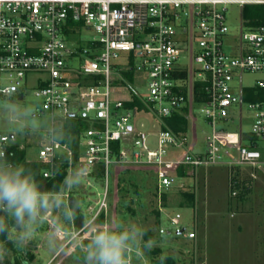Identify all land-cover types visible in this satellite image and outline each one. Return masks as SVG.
I'll return each mask as SVG.
<instances>
[{
    "label": "built area",
    "instance_id": "1",
    "mask_svg": "<svg viewBox=\"0 0 264 264\" xmlns=\"http://www.w3.org/2000/svg\"><path fill=\"white\" fill-rule=\"evenodd\" d=\"M232 4L254 8L251 16L243 11L237 41L226 21ZM86 27L94 36L81 45L75 37ZM246 71L262 74L256 90L242 81L234 85ZM31 72L47 74L35 95L52 117L51 128L79 113L93 114V126L81 132L77 160L68 143L52 145L47 134L35 159L48 166L46 178L67 162V175L79 169L88 185L103 182L102 196L88 206L89 224L109 221L124 170L153 171L162 193L184 179L182 167L197 176L202 167L226 164L249 169L254 178L264 169V0H0V95L18 92ZM137 72L145 93L132 84ZM125 91L128 98L122 97ZM135 98L142 109L127 104ZM244 104L253 116L250 135L242 130ZM196 106L211 126L205 151L196 149ZM142 112L156 120L157 130L138 125ZM176 113L192 121L185 134L167 127L165 118ZM236 116L239 131L226 129ZM11 135L0 122V153L6 157L14 145ZM165 217L171 225L160 226L162 234L197 238L198 230L182 225L180 212Z\"/></svg>",
    "mask_w": 264,
    "mask_h": 264
},
{
    "label": "rangeland",
    "instance_id": "2",
    "mask_svg": "<svg viewBox=\"0 0 264 264\" xmlns=\"http://www.w3.org/2000/svg\"><path fill=\"white\" fill-rule=\"evenodd\" d=\"M251 8V9H250ZM253 7H246L244 10L236 4L228 7L226 12L227 24L230 28V33L236 35L235 41L240 37L241 32V16L243 11L249 13ZM250 11V12H251ZM94 36L91 29L82 28L75 39L84 45L88 38ZM81 37V38H80ZM125 53L122 54L121 60L125 61ZM79 61V59H77ZM182 63H189L188 58L181 56ZM196 66V65H195ZM47 74L44 72H31L21 82L20 90L10 95H0V108L11 107L15 104L17 106V114L13 115L11 112L0 111V122L3 128L9 134H15L12 143L18 145L26 152V158L33 161L39 156V151L46 140L47 130L52 126V117L48 112L41 108V100L35 95V90L40 87L41 80L45 79ZM262 77L261 73L244 72L242 75L236 77L234 85L239 86L242 81L245 87H252L257 89V80ZM139 92H146V83L141 78V74L137 72L132 83ZM23 95V98L21 96ZM122 97L128 98L129 94L125 91ZM24 105L28 106L27 114H23ZM199 106L195 107L196 116V138L198 151L206 150L205 137L211 131V126L205 119V116L200 112ZM239 113L235 106V115ZM79 113L76 117H71L72 121L78 122L83 128L92 127L90 118ZM238 116V115H237ZM234 118V122L226 124V129L230 131H239L240 119ZM59 118V117H58ZM138 120V125L144 124L143 129L147 131L157 130L153 124H157L156 120L149 114L142 112L135 118ZM58 121V120H57ZM133 121V120H132ZM190 125L192 121L189 120ZM10 123H15L20 129H25V133H17ZM62 122H57L56 127L62 125ZM221 123L219 122V126ZM253 125V116L248 109L247 104L243 106L242 115V130L251 134ZM192 137V132H191ZM152 147H157V139L154 135L149 137ZM243 168V169H242ZM136 171V170H135ZM151 171V170H149ZM189 178L177 179L172 191L167 197V206H163L161 196H156L153 185L155 181L152 176L147 179L146 185L150 189L138 188L141 197L134 198L133 206L136 209L134 215L129 214L125 220H131L142 224L145 229L154 230L153 240L157 242V247H162L163 253L151 252L147 256L130 257L131 264H155L154 259L161 256L170 255L175 264H201L204 257H209V254L219 252L218 260L222 264H230V262L237 260L238 252L245 254L246 259L252 257L257 250V245L263 249L264 237V169L256 171L257 177L250 175V170L244 167H236L232 169L226 164H219L209 168H200L198 175H194V171L188 169ZM152 172V171H151ZM237 173V180L241 187L234 186V176ZM115 180V179H114ZM119 180V179H118ZM82 180V183L73 192L79 197L83 203L82 215L91 218L88 206L95 204V201L102 196L104 192V184L101 181L91 180L92 185ZM141 183V182H140ZM139 183V184H140ZM157 183V180H156ZM110 185L113 186L112 180ZM116 183L114 182V188ZM249 190L240 197L241 191L246 187ZM244 187V188H243ZM112 189V188H111ZM135 189V188H133ZM181 190L192 192L196 194V203L192 207L185 202V199L180 194ZM236 192V194H234ZM101 195V196H100ZM120 194L116 191L112 194V206L109 210V221L113 218L119 219L118 215V201ZM160 209L162 213V221L156 225V216L153 210ZM175 212H180L183 216L182 225L198 230L196 239H190L183 235H168L162 234L159 229L160 226L169 227L170 221L165 217L167 214L172 215ZM58 214L49 213L45 217V225L39 234V240L35 242L34 247H30L26 253L13 250L10 256V261L6 260L5 264H17V261L22 264L26 260L28 264H78L79 247L87 242L89 231L73 224L70 230L73 233V240H63V245L67 247L68 258L57 257L50 249L46 232L49 226H55L58 219ZM103 224L98 221L95 226ZM78 236V238H76ZM259 238V242L257 241ZM258 242V243H257ZM9 247H12L9 244ZM155 247V248H157ZM154 248V249H155ZM159 255V256H158ZM236 255V257H235ZM222 256V257H221ZM223 258V260H222ZM250 260V259H249Z\"/></svg>",
    "mask_w": 264,
    "mask_h": 264
},
{
    "label": "clouds",
    "instance_id": "3",
    "mask_svg": "<svg viewBox=\"0 0 264 264\" xmlns=\"http://www.w3.org/2000/svg\"><path fill=\"white\" fill-rule=\"evenodd\" d=\"M22 107L23 114H27L28 106ZM0 111L16 115L18 109L13 104L0 108ZM9 126L20 134L26 131L15 123ZM47 135L52 145L69 138L66 129L57 131L50 128ZM83 179L84 173L73 169L71 175H67L59 185L47 190L31 169L0 153V264L10 261L13 250L26 253L35 246L49 213L58 214L59 217L55 226H49L46 232L50 249L58 258H68L61 233L64 234L63 240H73L70 226L75 223L77 211L83 207V203L70 197ZM89 220L87 217L81 218V227L89 231V237L79 247L78 264H131L130 257L137 253L147 256L158 246L151 238L145 240L147 231L140 223L113 218L95 226V222L89 224ZM164 259L160 257L161 264ZM22 264L28 262L23 260Z\"/></svg>",
    "mask_w": 264,
    "mask_h": 264
},
{
    "label": "trees",
    "instance_id": "4",
    "mask_svg": "<svg viewBox=\"0 0 264 264\" xmlns=\"http://www.w3.org/2000/svg\"><path fill=\"white\" fill-rule=\"evenodd\" d=\"M251 9V8H250ZM261 9V8H260ZM247 13L248 16L250 15ZM129 78H132V74L128 73ZM195 95L197 96L199 92H201V83L196 82L195 83ZM198 99V96H197ZM127 104L131 106H137L139 109L143 108V104L139 101L138 98H135L133 101H129ZM165 122L167 124V127L172 129L174 132L179 134H185L188 131L189 126V120L185 116L184 113H176L170 117L165 118ZM63 129H66L69 133V138L64 141L63 143H68L71 148L73 149L74 153V159L77 160L79 157V141H80V135L81 132L85 129L80 125L78 122L72 121L71 119L67 122H64L61 128L57 131H63ZM115 148H118V144H115ZM7 158L13 162L21 163L25 165L27 168L31 169L38 179V181L43 185V187L47 190H51L54 188L55 185H59L67 176V162L60 163L56 166V174L54 177L46 178L43 175L44 170L48 167L47 165L41 163L40 161H29L26 158V152L24 149H21L18 145H13ZM152 176L153 180L155 181V184L153 185L155 195L161 196L163 200V206H167V197L170 192H162L160 193L158 190V180L155 175V173L149 170H124L119 175L118 180V192L120 194V198L118 201V215L119 219H126L129 214L134 215L136 213V209L133 206L134 198L141 197V193H139L138 188L141 186L144 189H150L149 186L146 185L147 179ZM179 177L180 178H189V175L187 174V170L185 167H182L179 170ZM237 174H235L234 179H237ZM157 180V183H156ZM141 182V183H140ZM140 183V184H139ZM241 183H238L235 185L236 188L241 187ZM135 188V189H133ZM244 188V187H243ZM249 190V187L246 186L240 193V197L244 195L246 191ZM180 194L185 199V202L194 207L196 203V194L194 191L189 192L185 190H181ZM71 199L80 201L79 197L72 192L71 193ZM156 216V225L160 224L162 221V213L160 209L153 210ZM84 217L82 215V210L77 211V216L75 220V224L79 226L81 223V218ZM101 221H103L101 219ZM154 229H146L147 235L145 236V240L151 238H154ZM153 252H157L158 254L163 253L162 247H157L153 250ZM159 256V255H158ZM165 259L163 260V264H175L176 261L170 256H163ZM155 264H161L160 256L155 258L154 260ZM17 264H20V262L17 261Z\"/></svg>",
    "mask_w": 264,
    "mask_h": 264
},
{
    "label": "crops",
    "instance_id": "5",
    "mask_svg": "<svg viewBox=\"0 0 264 264\" xmlns=\"http://www.w3.org/2000/svg\"><path fill=\"white\" fill-rule=\"evenodd\" d=\"M257 241L259 242V238L257 237ZM257 242V243H258ZM219 252H214L212 254H209V257H204L201 264H221L218 260ZM220 257V256H219ZM222 257V256H221ZM236 257V255H235ZM238 259L232 262L230 264H264V237H263V249H260V247L257 245V250L253 254V256L248 258V260L245 257V254H240L238 252L237 255ZM250 259V260H249ZM223 260V258H222ZM224 264V263H222ZM228 264V263H227Z\"/></svg>",
    "mask_w": 264,
    "mask_h": 264
},
{
    "label": "water",
    "instance_id": "6",
    "mask_svg": "<svg viewBox=\"0 0 264 264\" xmlns=\"http://www.w3.org/2000/svg\"><path fill=\"white\" fill-rule=\"evenodd\" d=\"M72 116H74V114H72ZM14 135L12 134L11 137H13Z\"/></svg>",
    "mask_w": 264,
    "mask_h": 264
}]
</instances>
